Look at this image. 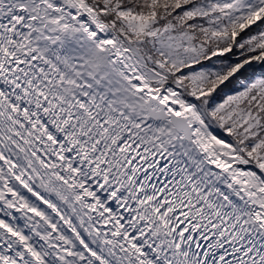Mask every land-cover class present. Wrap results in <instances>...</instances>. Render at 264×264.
Returning <instances> with one entry per match:
<instances>
[{
    "label": "snow or ice",
    "instance_id": "6c2138e0",
    "mask_svg": "<svg viewBox=\"0 0 264 264\" xmlns=\"http://www.w3.org/2000/svg\"><path fill=\"white\" fill-rule=\"evenodd\" d=\"M0 264H264V0H0Z\"/></svg>",
    "mask_w": 264,
    "mask_h": 264
}]
</instances>
